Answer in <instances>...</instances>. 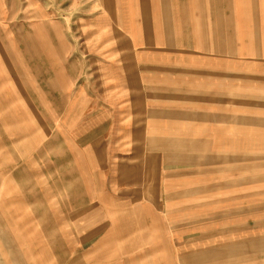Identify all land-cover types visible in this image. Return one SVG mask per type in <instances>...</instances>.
<instances>
[{"label": "crops", "instance_id": "0c3cea01", "mask_svg": "<svg viewBox=\"0 0 264 264\" xmlns=\"http://www.w3.org/2000/svg\"><path fill=\"white\" fill-rule=\"evenodd\" d=\"M0 264H264V0H0Z\"/></svg>", "mask_w": 264, "mask_h": 264}, {"label": "rangeland", "instance_id": "374dc122", "mask_svg": "<svg viewBox=\"0 0 264 264\" xmlns=\"http://www.w3.org/2000/svg\"><path fill=\"white\" fill-rule=\"evenodd\" d=\"M16 8H17V6H16ZM13 9H14V7L12 6V7H11V11H12Z\"/></svg>", "mask_w": 264, "mask_h": 264}]
</instances>
